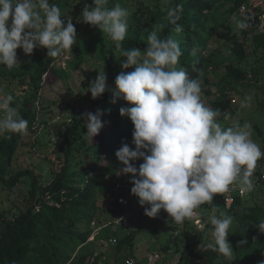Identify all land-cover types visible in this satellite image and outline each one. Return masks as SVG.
Returning a JSON list of instances; mask_svg holds the SVG:
<instances>
[{"label": "rangeland", "instance_id": "rangeland-1", "mask_svg": "<svg viewBox=\"0 0 264 264\" xmlns=\"http://www.w3.org/2000/svg\"><path fill=\"white\" fill-rule=\"evenodd\" d=\"M175 0H108V7L120 3L129 12V27L122 45L131 37H138L147 43V36L154 24H162L163 33L169 24L166 19V9L175 5ZM213 1L202 14V25L193 33L201 43L194 52L206 59L201 67L202 99L207 106L216 100L222 92L229 91L232 98L231 110L220 115L222 127H234L251 124L252 139L264 151V52L256 48L252 36L244 37L242 30L236 28L233 17L249 19L264 10V0H244L243 4L233 9L237 0H208ZM61 9L65 25L67 19H72L77 29V42L72 51L63 57L56 58L51 64L52 70L38 78L40 67L47 61V49L37 48L33 54L26 55L22 49H17L19 64L12 69L0 65V88L4 93L14 97L12 106L17 108L21 117L28 121V134L22 135L13 151L11 165L3 174L5 181H0V223L26 211L44 194V188L50 185L58 172L57 164L61 157L59 149L64 147L65 132L78 117L92 107V96L87 92L90 83L96 79L99 72L108 74L112 70L122 69L120 61L124 59L116 51L115 42L107 33L102 32L95 44L84 48L81 46L82 32L92 26L77 18L82 15L85 4L92 6L87 0H50ZM82 20V16L80 17ZM102 31V30H101ZM176 38L183 45L187 40L182 33ZM241 41L248 51V56L241 59L232 50L234 43ZM227 64H232L245 72L244 79H237L227 74ZM207 80V81H206ZM232 87V88H229ZM207 90L213 91L208 95ZM251 96L249 107L242 108L241 101ZM111 122V118L107 119ZM86 128V127H85ZM87 129V128H86ZM9 133L0 136V160L5 158L6 147H3ZM87 160H84V163ZM137 167L143 160L133 162ZM20 172H26L18 182L13 178ZM70 184L84 186V171L81 165L73 164L70 170ZM259 175L256 170L254 176ZM115 181L130 183L131 175L112 174L109 191L103 190L97 202L98 213L91 224L84 223L81 230L86 232L94 226V231L103 224L98 221L106 220L109 209L115 206L120 188ZM39 181L37 191L34 181ZM36 195L33 196V192ZM112 191V192H110ZM221 196L214 195L211 203H205L197 209L198 216L192 221L176 224L163 210L157 218L144 214L138 200L135 206L126 208L125 212L115 218L122 220L124 225L115 230L117 244L110 246L108 239L112 233H102L96 238L91 235L85 242L78 243L66 264H85L83 255L88 260L96 259L98 264H127L130 258H135L136 264H148L147 257L151 252L158 251V264H206L199 257L209 245H215L212 235V225L206 223L208 218L230 216L233 219L229 235L238 227V222L229 210V205H223ZM245 205L264 206V185L257 187L251 194L245 196ZM127 210V211H126ZM199 223H206L203 232L199 231ZM134 230L136 233L133 247L128 245L119 249V239ZM173 235L176 237L173 239ZM91 238V239H90ZM229 239V237H228ZM199 242V245L197 243ZM230 242V241H229ZM233 248L231 257L216 253V264L236 263Z\"/></svg>", "mask_w": 264, "mask_h": 264}, {"label": "clouds", "instance_id": "clouds-1", "mask_svg": "<svg viewBox=\"0 0 264 264\" xmlns=\"http://www.w3.org/2000/svg\"><path fill=\"white\" fill-rule=\"evenodd\" d=\"M108 0H93L85 4L82 20L78 22L98 27L107 33L117 52L122 71L115 78V88L108 84L107 74L99 72L87 92L93 99L112 92V103L123 99L131 107L119 109L122 117L130 118L134 125L132 142L116 151L123 165L117 175H131V194L144 207V214L157 218L165 211L176 224L192 221L197 209L211 203L214 195L239 190L243 196L255 188L254 173L264 151L252 139L251 124L222 127L219 109L207 106L202 99L201 81L178 68L183 55L180 41L174 35L161 36L162 24H154L147 36V47L125 49L129 27V12L116 3L108 7ZM183 12V4L166 9V19L175 26ZM239 30L251 27L249 18L233 17ZM77 29L72 19L65 25L58 5L50 0H0V65L12 69L19 64L17 49L26 55L37 48H46L48 57L60 58L72 51L76 44ZM133 68V71H127ZM194 71H199L194 69ZM251 96L241 101L249 107ZM14 97L0 88V136L5 133L28 134V121L12 106ZM103 110L84 112L82 119L87 128L86 137L99 135L105 126ZM143 160L137 167L133 162ZM230 216L208 218L215 240L213 250L231 257L233 246L229 242ZM206 223H199L203 232ZM264 234V220L255 225ZM255 239V238H254ZM240 245H246L247 239ZM264 264V260L258 262Z\"/></svg>", "mask_w": 264, "mask_h": 264}, {"label": "trees", "instance_id": "trees-1", "mask_svg": "<svg viewBox=\"0 0 264 264\" xmlns=\"http://www.w3.org/2000/svg\"><path fill=\"white\" fill-rule=\"evenodd\" d=\"M87 1L93 2V0ZM174 2L175 5L183 4V12L178 24L182 27L180 33L187 37V40L183 41L185 43L180 45L183 55L179 58L177 67L183 68L190 76L199 79L201 67L206 59L203 55L194 52V48L201 43L193 33L202 25V14L208 6L213 4V1L175 0ZM243 2L244 0H237L233 9L240 7ZM257 17L258 15L249 19L251 27L242 30V33L244 37L252 36L256 48L264 52V34L254 33V23ZM174 27L171 24L165 26L161 36L170 34L176 36ZM101 36L102 31L98 27L90 26L82 32L81 46L83 48L86 45L91 46ZM133 46L144 50L147 43L138 37H131L124 48L128 49ZM232 50L242 60L248 56V51L241 41L234 43ZM55 59L48 57L40 67L39 79L44 74H49L52 70L51 64ZM226 68L227 74L237 79H244L246 76L244 71L232 64H227ZM194 69L199 71H194ZM133 70L130 68L127 71ZM121 71L122 69L112 70L107 74L111 88H115V78ZM212 93L213 91L207 90L208 95ZM112 100V92H106L97 99L92 98V107L89 111L95 113L97 109H100L104 112L102 121L105 122V126L99 135L92 139L86 137L87 129L82 119L71 124L65 132L64 147L59 149L62 159L58 161V172L54 181L44 188L43 195L31 201L33 204L26 211L10 218L7 222L0 223V264H66L75 246L80 242H85L93 234L94 226L86 232H82L81 228L84 223L91 224L97 220L99 194L103 190L109 191L111 181L108 177L112 174L117 175L118 170L123 167L115 153L125 142L134 148L131 144L134 125L129 117H122L119 112L120 107H131L132 105L127 104L123 99H118L116 103H112ZM211 107L219 109L221 115L231 110L230 92H222L211 103ZM108 118H111L110 123L107 122ZM21 137L19 133H9L3 143V147H6V154L5 158L0 160V181H5L3 174L11 165L13 151ZM84 160L87 162L84 163ZM74 163L81 165L84 171V186L82 187L70 184V170ZM24 174L26 172H20L13 178V182H18ZM38 186L39 181L35 180V191ZM35 191L33 196L36 195ZM121 195H126V193L118 192V196ZM136 200L138 198L134 199L132 206L136 205ZM244 200L245 197L237 196L229 206V210L238 222L237 229L229 235V241L237 258L236 263L233 264H258L259 261L264 260V234H260L255 225L258 221L264 220V206L245 205ZM114 204L113 209H109L108 219H98V221L102 224H109L120 212H125V208L116 199ZM102 233H112V225L109 224L102 229L90 242H94ZM135 237L134 230L126 233L119 239V249L126 245L133 247ZM244 239H247L248 243L241 246L239 242ZM216 253L213 247H207L199 258L203 259L206 264H216ZM82 260L85 264H98L96 259L90 262L88 255H83Z\"/></svg>", "mask_w": 264, "mask_h": 264}, {"label": "built area", "instance_id": "built-area-1", "mask_svg": "<svg viewBox=\"0 0 264 264\" xmlns=\"http://www.w3.org/2000/svg\"><path fill=\"white\" fill-rule=\"evenodd\" d=\"M254 33L256 34H264V10L259 12L258 17L254 23ZM257 168L256 170L259 171V175L254 176V183H255V188L254 190L259 187L262 183H264V157H262L258 162H257ZM114 180V184L117 185L118 188L121 189V191H124L126 193V195H121L118 196L116 198V200L126 209L130 208V206H132L134 199H136L137 197H135L134 195L131 194V187L133 186L131 183H125V182H118L115 181L117 180L116 178L113 179ZM253 190V191H254ZM252 191V192H253ZM252 192L246 193L243 196L240 194L239 190H230L227 191L225 193L221 194V202H223V204H227V205H231L235 198L237 196H240L242 198H244L245 196H248L249 194H251ZM127 211V210H126ZM109 224L112 225V236L108 239V241H110L109 244H111L110 246H114L117 244V235H116V229L118 228V226H122L124 223L122 222L121 218L120 219H116L114 221H111ZM109 224H103L102 226L98 227L93 234H95V237L99 234V232L104 229L105 227H107ZM92 234V236H93ZM95 237H93L95 239ZM176 236L173 235V239ZM91 239V238H90ZM91 239V240H94ZM160 259V253L158 251H154L151 252L148 257H147V263L148 264H158V261ZM94 260H92V262H94ZM136 260L135 258H130L127 261V264H136Z\"/></svg>", "mask_w": 264, "mask_h": 264}]
</instances>
